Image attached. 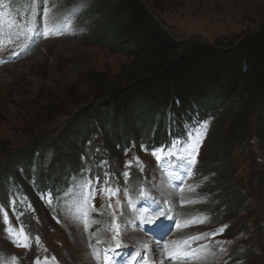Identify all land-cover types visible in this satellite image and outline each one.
<instances>
[{"label": "trees", "instance_id": "trees-1", "mask_svg": "<svg viewBox=\"0 0 264 264\" xmlns=\"http://www.w3.org/2000/svg\"><path fill=\"white\" fill-rule=\"evenodd\" d=\"M87 16L92 22L84 44L121 54L126 63L112 77L99 75L91 100L55 130L47 131L53 118L63 116L65 100L46 94L26 106L33 123L23 130L34 136L25 146L0 148V200L10 178L25 186L34 175L41 187L56 185L77 170L80 155L96 147L120 158L130 142L163 141L169 115L178 121L181 113L197 107L216 119L209 160L200 170L218 177L226 217L251 210L241 185L231 183L221 168L238 147L243 163L256 160L259 155L247 151L246 141L253 140L264 156V17L243 37L210 43L175 40L142 0H91ZM248 118V136L239 143ZM258 159L264 163V157ZM258 183L264 184V176L257 178L255 189Z\"/></svg>", "mask_w": 264, "mask_h": 264}, {"label": "rangeland", "instance_id": "rangeland-1", "mask_svg": "<svg viewBox=\"0 0 264 264\" xmlns=\"http://www.w3.org/2000/svg\"><path fill=\"white\" fill-rule=\"evenodd\" d=\"M142 1L163 29L179 42L198 40L211 43L221 39L234 41L255 31L261 23V18L264 17V0ZM80 2L81 0H45V5L38 7L55 6L56 12L52 15L54 22L58 23L70 6ZM90 2L91 0H83L84 6L74 21L73 27L81 30L79 34L51 36L35 48L29 56L23 59L18 57L8 63H0V148L25 146L33 139L34 134H31L29 130H23L25 125L27 127L33 123L31 114L26 109L27 105L33 107V104L38 99L44 98L46 94L65 100L63 116L53 118L52 121L55 120V124L47 129V131L55 130L83 104L91 100L89 95L95 88L93 81H96L99 75L112 77L126 63V58L121 54L84 44V36L91 26V20L85 16ZM3 10L15 20L24 19V16L20 17L24 10L19 18L14 9L6 7ZM35 20L38 23L41 22V16L38 14ZM15 43L16 41L10 51L8 49L0 51V60L19 51L20 48L15 49ZM17 45L20 47L22 43L17 42ZM67 93H69L68 96H66ZM104 96L105 94H101L99 97ZM249 120L248 118L245 126L239 130V143L246 141ZM212 137L209 135L208 140L203 143L200 163L209 160L208 152L211 150ZM148 142L151 143L149 140ZM245 145H249L247 151H252V156L264 157L261 153L262 149L252 141H246ZM238 152L239 147L233 152L234 158L222 165L221 171L227 175L231 183L241 185V192L247 199L246 203H251L253 208L231 219L224 215L226 198L223 193L216 189L209 190V193L205 191L203 193L207 202L205 209L211 208L212 213L217 212L221 219L218 223L215 219L208 221L199 231H210L214 229L215 224L228 225L227 232L224 231L222 234V240H225L222 245L223 251L214 254L222 259V264H264V234L259 232L260 228L264 229V184L258 183V189H255L257 178L264 176V163H262L263 160L258 159L259 156H256L255 161L249 159V163H243ZM3 160L0 152V163ZM144 162L149 163L147 160ZM211 178L214 177L211 176ZM218 181L215 177L214 187H218ZM195 197L199 202L201 201L197 192ZM216 203L221 205L215 206ZM183 215L188 214L183 212ZM67 219L68 223H75L76 228H69L65 221H62L59 226L48 216L41 214L40 221L33 225V230L39 234V240L49 249L47 257L53 252L62 264H87L86 243L82 234L87 237L85 224L89 219L85 217L77 219L72 215ZM8 221L12 223L13 217L9 216ZM100 224L101 220L91 218L90 230H94V227ZM5 225L0 222V250L9 251L13 255L11 257L4 255L6 260L4 264H34L33 260H29L23 252L12 251L11 242L8 245L9 234L1 232L2 227L6 228ZM79 226H81L80 229Z\"/></svg>", "mask_w": 264, "mask_h": 264}, {"label": "snow or ice", "instance_id": "snow-or-ice-1", "mask_svg": "<svg viewBox=\"0 0 264 264\" xmlns=\"http://www.w3.org/2000/svg\"><path fill=\"white\" fill-rule=\"evenodd\" d=\"M24 2V11L23 16L24 19L22 20H15L12 19L10 14L9 18L5 19V12L3 11V8L8 7L5 0H0V51H4L6 49L7 45H11L14 43L16 39H19L23 37L25 43L22 45L19 49V51H16L12 54V56L7 57L4 60H0V63H8L12 61L15 58H18L22 55L28 54L38 43L40 39H47L51 36H59L64 34H79L81 31L78 28H74L73 24L76 19V17L79 15L80 11L83 8V0H81L80 3L74 4L70 6L62 15L59 22H54V16L53 13V6L52 8L49 7H38L45 5V0H23ZM41 16V22H37L35 20V17L37 15ZM207 131V122H204L202 125H198L196 127H192L188 131L189 140L184 141H177L174 142L172 146L168 149V157H174L176 160L175 165H172V167L177 169H184L188 170L192 164L195 163V158L192 156V152L195 150L191 147V145H195L198 147V145L201 143L204 134ZM189 141L191 144H189ZM179 149L180 151H173L172 149ZM181 151L183 152V155L181 154ZM152 155L156 157L158 161H160L162 158L165 159V162L170 163V160H168L167 157H164V150L160 149L159 151L153 150ZM191 157V160L189 159ZM137 163H139L137 158ZM131 164V161L129 162ZM163 167V165H161ZM107 175V174H105ZM129 175L128 173H125V176ZM107 183V181H105ZM91 188V184L87 180H82L80 182H77L73 185L71 196L73 199V207L76 209L75 212L71 213L73 218L82 219L84 218V209L83 205L90 201V199L95 197V192H90L89 189ZM107 191L110 195H115L119 190L115 188H107L104 189ZM193 189H190V191ZM141 195H144L143 189L140 190ZM51 202V201H50ZM131 204V201H130ZM0 211H2V208H0ZM159 215H164L163 212H161ZM3 219L4 222L7 224L9 223L7 213H3ZM146 223H155V220L149 218L145 220ZM203 222V221H199ZM185 226H189L186 224ZM88 225L85 224V228H87ZM109 231H115L116 236L119 235V225L113 223V226L109 229ZM223 229L220 230L222 232ZM11 235L16 236V240L14 241L18 247H29V244L27 243V235L23 232V229H20L19 233L15 232V230L10 231ZM219 233H213V235H217ZM205 234H201L200 236L193 237V240H199L204 237ZM116 236L113 237V239H116ZM36 243H39V238H36ZM187 245L188 242H177L174 241L173 245L176 246L177 251L175 253H169L170 258L174 257H183V258H195L198 255H200L202 252L207 251V246H201L199 249H195L191 252L187 251H180L181 245ZM122 245L119 240H117L115 247L120 248ZM167 247V245L165 246ZM223 251V249H221ZM94 255H98V253L94 252ZM115 255H119V253H116ZM105 262H107L111 259L113 264H115L114 257H109L107 254V251L104 256ZM38 264V262H37Z\"/></svg>", "mask_w": 264, "mask_h": 264}, {"label": "water", "instance_id": "water-1", "mask_svg": "<svg viewBox=\"0 0 264 264\" xmlns=\"http://www.w3.org/2000/svg\"><path fill=\"white\" fill-rule=\"evenodd\" d=\"M260 26V25H259Z\"/></svg>", "mask_w": 264, "mask_h": 264}]
</instances>
